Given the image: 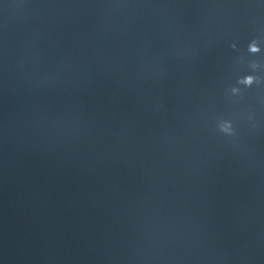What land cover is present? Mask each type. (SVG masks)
<instances>
[{
    "label": "water",
    "instance_id": "water-1",
    "mask_svg": "<svg viewBox=\"0 0 264 264\" xmlns=\"http://www.w3.org/2000/svg\"><path fill=\"white\" fill-rule=\"evenodd\" d=\"M0 264H264V0H0Z\"/></svg>",
    "mask_w": 264,
    "mask_h": 264
},
{
    "label": "clouds",
    "instance_id": "clouds-1",
    "mask_svg": "<svg viewBox=\"0 0 264 264\" xmlns=\"http://www.w3.org/2000/svg\"><path fill=\"white\" fill-rule=\"evenodd\" d=\"M250 50L253 51V52H255V51H258L259 49L256 48V47L253 45V46H251Z\"/></svg>",
    "mask_w": 264,
    "mask_h": 264
}]
</instances>
